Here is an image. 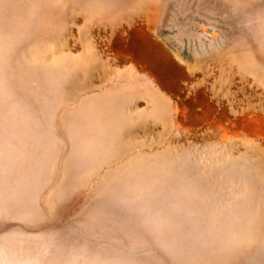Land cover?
<instances>
[{
  "label": "rangeland",
  "instance_id": "374dc122",
  "mask_svg": "<svg viewBox=\"0 0 264 264\" xmlns=\"http://www.w3.org/2000/svg\"><path fill=\"white\" fill-rule=\"evenodd\" d=\"M0 264H264V0H0Z\"/></svg>",
  "mask_w": 264,
  "mask_h": 264
}]
</instances>
